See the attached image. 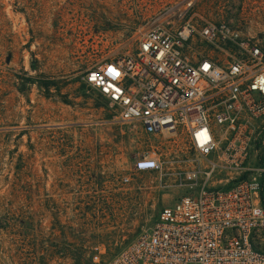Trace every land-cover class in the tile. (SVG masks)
Wrapping results in <instances>:
<instances>
[{
	"label": "rangeland",
	"instance_id": "374dc122",
	"mask_svg": "<svg viewBox=\"0 0 264 264\" xmlns=\"http://www.w3.org/2000/svg\"><path fill=\"white\" fill-rule=\"evenodd\" d=\"M188 20L264 40V0H0V221L25 223L0 228V264H110L179 197L186 140L116 119L83 77ZM153 152L163 170L136 171Z\"/></svg>",
	"mask_w": 264,
	"mask_h": 264
},
{
	"label": "built area",
	"instance_id": "2783aa9c",
	"mask_svg": "<svg viewBox=\"0 0 264 264\" xmlns=\"http://www.w3.org/2000/svg\"><path fill=\"white\" fill-rule=\"evenodd\" d=\"M83 81L116 119L190 151L173 171L179 197L110 264H264V40L228 22L172 21ZM164 164L153 152L134 169Z\"/></svg>",
	"mask_w": 264,
	"mask_h": 264
},
{
	"label": "trees",
	"instance_id": "16d2710c",
	"mask_svg": "<svg viewBox=\"0 0 264 264\" xmlns=\"http://www.w3.org/2000/svg\"><path fill=\"white\" fill-rule=\"evenodd\" d=\"M25 223H22L18 220H12L11 218H6L5 222H1L0 221V228L2 229H12L14 231V233L16 234L17 239H21V237H25V234L23 232V230L25 229ZM19 246L21 247L19 250V254L21 255V259L23 260L26 256V251H25V244L23 243V239L22 242H18Z\"/></svg>",
	"mask_w": 264,
	"mask_h": 264
}]
</instances>
